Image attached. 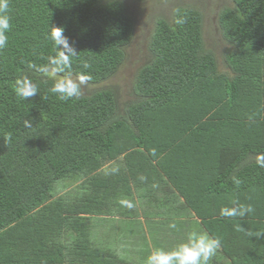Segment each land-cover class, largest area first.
I'll return each mask as SVG.
<instances>
[{
	"label": "trees",
	"instance_id": "trees-1",
	"mask_svg": "<svg viewBox=\"0 0 264 264\" xmlns=\"http://www.w3.org/2000/svg\"><path fill=\"white\" fill-rule=\"evenodd\" d=\"M8 3L11 30L0 50V264H146L156 249L174 248L151 250L142 232L124 250L101 228L116 217L135 227L140 213L149 221L162 211L179 225L192 215L196 227L221 239L210 264H264V167L256 163L264 156V0H229L218 10L228 45L223 70L206 47L199 8L181 4L157 16L149 58L123 104L113 87L60 100L50 92L58 78L40 68L56 51L51 27H62L79 53L74 77L90 74L96 85L116 75L136 25L124 2ZM24 77L38 87L28 99L17 94ZM236 204L254 211L220 215Z\"/></svg>",
	"mask_w": 264,
	"mask_h": 264
},
{
	"label": "clouds",
	"instance_id": "clouds-1",
	"mask_svg": "<svg viewBox=\"0 0 264 264\" xmlns=\"http://www.w3.org/2000/svg\"><path fill=\"white\" fill-rule=\"evenodd\" d=\"M9 10L8 0H0V50L8 45L7 33L11 30V17L7 14ZM183 18L176 20L177 24H184ZM49 38L56 49L55 54L48 58V65L41 67L40 71L48 76L49 73L63 74L62 78L56 79L50 92L56 94L60 100L68 101L73 98H80L83 95V87L91 79L90 74L80 73L73 78V59L78 57L76 47L70 39L64 35L62 27H51ZM84 69L90 68L87 61L82 62ZM38 93V87L32 81L24 77L17 85L18 96L28 99ZM27 125V121H25ZM10 139V137L5 138ZM256 163L264 167V156H258ZM141 179H144L141 177ZM234 183L239 185L240 181L233 178ZM128 208H132V203L123 201ZM254 211L251 205L236 204L233 207H222L220 215L224 217H241ZM175 227V225H171ZM240 226H238L239 228ZM222 246L219 237H213L205 232H191L186 242L177 245L173 250L166 251L163 248L153 251L146 260V264H210V261L217 254Z\"/></svg>",
	"mask_w": 264,
	"mask_h": 264
},
{
	"label": "rangeland",
	"instance_id": "rangeland-1",
	"mask_svg": "<svg viewBox=\"0 0 264 264\" xmlns=\"http://www.w3.org/2000/svg\"><path fill=\"white\" fill-rule=\"evenodd\" d=\"M124 2L131 14L135 17L136 25L134 37L126 49V60L116 75L102 84H89L83 87V93L87 94L91 90H97L104 87H113L118 92V99L121 104L130 101L133 98L132 83L134 75L138 68L145 64L149 58L148 41L153 29L154 20L157 16H168L171 10L181 4H192L199 8L204 14V38L206 47L212 49L220 62V67H224L221 62V54L228 47L220 36L217 25L218 10L228 4L229 0H121ZM51 77L62 78L55 73H49ZM73 78H75L73 76ZM66 190L58 192L57 196H61ZM158 211V210H157ZM120 217H116L113 222L116 225L120 222ZM189 219L194 220L193 232H204L195 224L199 223L195 217ZM189 221V220H188ZM145 223V221L143 220ZM146 225V224H145ZM150 227V226H149ZM145 227V230L148 228ZM140 229V226L137 227ZM189 231L192 228L188 227ZM186 231V230H185ZM184 231V232H185ZM206 233V232H205ZM171 241H177V237L170 236ZM154 245V244H153ZM155 246V245H154ZM173 250V249H171ZM133 252H135L133 250Z\"/></svg>",
	"mask_w": 264,
	"mask_h": 264
},
{
	"label": "crops",
	"instance_id": "crops-1",
	"mask_svg": "<svg viewBox=\"0 0 264 264\" xmlns=\"http://www.w3.org/2000/svg\"><path fill=\"white\" fill-rule=\"evenodd\" d=\"M165 215L169 214H166L164 211L159 212L148 221L146 220L147 218L140 213L137 218L141 223L140 225L135 224L134 227L133 219H120V222L116 225H114L113 222L108 224L105 223L104 227L101 228V232L103 235L110 233L113 236L112 242L114 245L118 248H125L124 250H128L132 247L133 240L137 239L136 241L140 242V235L142 232L148 239L151 250H155V248H158L160 244L166 247L172 246V248H175L180 244V241H184V237L181 234L185 233L188 230V227H193L194 220L192 221V219H189L192 215L187 214L180 217L181 219L178 220L180 223L182 222V224H172V222L166 220ZM107 225H109L110 228H108ZM147 225L148 227L150 226L149 231L148 228L145 230ZM171 225H175L178 228L171 227ZM139 226L141 229H137ZM170 236H175L179 240L175 242L171 241Z\"/></svg>",
	"mask_w": 264,
	"mask_h": 264
}]
</instances>
